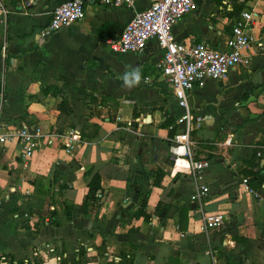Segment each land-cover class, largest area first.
I'll use <instances>...</instances> for the list:
<instances>
[{
  "label": "crops",
  "instance_id": "1",
  "mask_svg": "<svg viewBox=\"0 0 264 264\" xmlns=\"http://www.w3.org/2000/svg\"><path fill=\"white\" fill-rule=\"evenodd\" d=\"M66 1L2 0L0 137L27 126L39 147L23 163L16 143H0V264H82L80 250L86 264H264V182L252 192L242 183L247 163L264 166V0L245 3L256 15L251 59L190 92L189 111L202 124L179 157L170 139L185 111L165 84L143 81L157 71L156 43L139 54L108 46L148 1L109 8L87 0L82 21L42 36ZM226 2L196 0L172 28L176 41L223 49L234 19ZM166 118L174 123L162 128ZM187 149L208 162L199 180ZM90 169L100 190L82 213ZM146 193L147 220L135 216ZM158 203L187 212L160 219ZM216 212L221 226L201 231L202 215Z\"/></svg>",
  "mask_w": 264,
  "mask_h": 264
},
{
  "label": "built area",
  "instance_id": "2",
  "mask_svg": "<svg viewBox=\"0 0 264 264\" xmlns=\"http://www.w3.org/2000/svg\"><path fill=\"white\" fill-rule=\"evenodd\" d=\"M100 5L109 8H130L136 0H96ZM145 10L137 13L123 26L118 39L108 42L113 54L142 53L149 42L156 43L160 56L156 64L154 75L143 78L146 84H165L175 99L179 108L185 113L176 121L182 130L171 146L174 156L179 157L177 148L187 145L189 134L201 127L202 119L194 117L189 111L190 92L194 87H204L208 81H222L228 73L245 64L251 56L248 54L252 43L256 42L252 29L256 24V15L252 11L243 10L237 18L232 20L229 37L225 47L218 49L204 41L191 42L176 41L172 28L185 15L197 9L196 0H147ZM246 0H230V12L235 5ZM228 2L225 5L229 4ZM87 8V0H68L56 7L49 24L41 30L42 36L61 31L72 24L83 20ZM7 9L0 0V30L6 25ZM261 44H257L256 47ZM14 142L20 147L19 159L26 163L37 151L39 141L36 134H32L27 126L14 129L0 137V143ZM183 156H188L192 175L199 180V174L208 166L207 161H194L190 152L185 150ZM260 158V152L256 153ZM246 184V179L242 178ZM199 195L207 191L200 187ZM223 223V214L209 213L202 215L201 231L218 229Z\"/></svg>",
  "mask_w": 264,
  "mask_h": 264
},
{
  "label": "trees",
  "instance_id": "3",
  "mask_svg": "<svg viewBox=\"0 0 264 264\" xmlns=\"http://www.w3.org/2000/svg\"><path fill=\"white\" fill-rule=\"evenodd\" d=\"M245 3H241L238 5H235L233 8V11L231 12V16L233 18H237L240 14V12H242L245 9ZM174 123V121L172 119H167L161 124L162 128H168L170 125H172ZM172 136L175 132V130L172 131ZM173 138L170 139V143L172 142ZM247 166L251 168V170L249 171H245L243 173V176L245 177L246 181H247V185L250 189V191H256L257 189H259L261 187V185L264 182V166L260 165V161L253 159L251 162L247 163ZM254 169V170H252ZM84 176L86 178H89L88 183H87V188H88V192L85 196L84 199V203L81 206V212L84 213L87 207V203H94L97 200V194L100 190V176L98 174V172H93L92 169H90L89 171H87ZM163 177V173L162 172H157L156 178L154 180V182L152 183V185L154 187L158 186L160 180ZM243 178V177H242ZM147 197H148V193L145 194L144 196V200L142 202L141 207L138 209V211L135 213V216L137 217H143L145 220H147L148 216L145 213L144 209H145V205H146V201H147ZM171 212V215L174 213H178L180 216L186 214L187 210H177L168 206H163V204L158 203L156 211H155V215L156 217L160 218V219H165L169 216ZM80 256L83 259L82 264H86L87 263V259L83 258V254L82 251L80 250L79 252ZM13 257L7 256L5 254H3L2 259H4L5 261H8L10 263H13ZM60 264H65L63 261H61Z\"/></svg>",
  "mask_w": 264,
  "mask_h": 264
},
{
  "label": "clouds",
  "instance_id": "4",
  "mask_svg": "<svg viewBox=\"0 0 264 264\" xmlns=\"http://www.w3.org/2000/svg\"><path fill=\"white\" fill-rule=\"evenodd\" d=\"M135 79H136L137 81L139 80V75H138V74H136ZM125 83H126V84H130V83H131V81H129L128 77H125Z\"/></svg>",
  "mask_w": 264,
  "mask_h": 264
},
{
  "label": "rangeland",
  "instance_id": "5",
  "mask_svg": "<svg viewBox=\"0 0 264 264\" xmlns=\"http://www.w3.org/2000/svg\"><path fill=\"white\" fill-rule=\"evenodd\" d=\"M202 1V0H201ZM203 2H204V0H203ZM182 114V113H181Z\"/></svg>",
  "mask_w": 264,
  "mask_h": 264
}]
</instances>
